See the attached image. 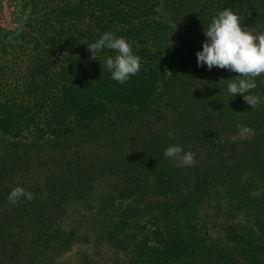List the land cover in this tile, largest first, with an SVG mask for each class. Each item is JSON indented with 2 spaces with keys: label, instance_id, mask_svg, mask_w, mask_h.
<instances>
[{
  "label": "trees",
  "instance_id": "1",
  "mask_svg": "<svg viewBox=\"0 0 264 264\" xmlns=\"http://www.w3.org/2000/svg\"><path fill=\"white\" fill-rule=\"evenodd\" d=\"M61 1L52 12L56 22L45 25V18L30 25L28 20L29 26L20 31L23 41L30 38L34 53L26 69L15 73L23 91L0 90V132H28L38 139L51 136L52 141L74 139L76 149L62 154L73 156L69 168L74 173L60 177V171L57 180L50 179L44 189L46 201L21 198L12 205L9 193L0 192V264H12L18 253L33 264H52L53 253L66 241L46 223L48 203H57L54 199L66 191L84 193L86 181L97 174L124 171L159 196L153 207L161 241L152 256L144 258L150 264H264V201L249 198L247 185H241L264 183V98L254 109L247 106L243 95L227 91L237 73L219 67L208 70L206 64L198 67L196 56L206 41L204 27L219 11L231 9L242 27L264 33L256 31L263 28L264 0H166L172 20L190 25L181 26L187 31L179 44L170 22L155 11L156 0ZM250 2L255 9L253 27L252 22L242 23L249 19ZM136 18L137 24L130 23ZM120 21L125 23L120 26ZM109 31L124 37L141 60L138 74L124 84L102 69L115 51L104 49L93 60L87 48ZM1 32L0 28L1 50L6 51ZM54 56H62L61 61ZM7 68L0 65V76L8 74ZM255 82L251 93L263 97L264 75ZM238 125L255 126L259 144L252 140L245 143L246 150L236 147L237 152L224 155L222 142L239 131ZM172 145L197 155L194 165L170 167L164 152ZM182 182L190 183L187 193L181 191ZM220 189L226 196L223 203L221 197L211 199L221 196ZM237 212L254 218L251 228L237 232L234 225L219 223ZM220 225L223 232L211 235L209 227L217 230Z\"/></svg>",
  "mask_w": 264,
  "mask_h": 264
},
{
  "label": "rangeland",
  "instance_id": "2",
  "mask_svg": "<svg viewBox=\"0 0 264 264\" xmlns=\"http://www.w3.org/2000/svg\"><path fill=\"white\" fill-rule=\"evenodd\" d=\"M57 1L61 0H2L0 2L1 35L3 36V44H6L4 46L6 51H2V46H0V65L4 64L5 67H8V74L0 76V90L14 88L23 91L22 84L15 75L26 69L29 57L34 51H31L30 38L27 37V40L23 41L20 31L29 26L28 20H30V25L44 21L45 18L48 19L46 22L48 24L45 25L56 22L52 12ZM69 1L76 3L79 0ZM165 1L156 0L155 11L162 15L164 21L167 22L168 20L170 22L176 35L174 41L179 44L178 38H181L187 31L181 26L187 28L190 25L183 20L178 22L172 20L174 18L172 7L166 5L168 2ZM198 1L202 4L209 2V0ZM24 3L28 4V9L25 11L22 9ZM261 6L264 8V3ZM249 8V14L247 15L249 19L243 20L242 23L252 22L253 27L255 9L251 2ZM259 13L261 14V12ZM24 20L25 23H23ZM82 22L85 25L87 20L85 19ZM138 22V18L130 20V23L133 24ZM78 23H81V21ZM117 23L121 26L125 22L120 21ZM68 24L66 23V25ZM260 24L263 28H257L256 31L264 29V23ZM0 40H2V37H0ZM43 51L41 49V52ZM54 58L61 61L62 56H59V58L54 56ZM249 94L254 95L253 93ZM262 96L260 100L264 98V95ZM244 103L250 106L246 102ZM248 127L254 130V135L241 137L239 131H237L225 137V142H222L225 147L224 155H231L230 151L237 152L236 147H242L243 150H246L245 143L249 145L252 140H256L254 144L258 142L257 133H259V130L252 125H248ZM75 144L74 139L52 141L51 136L38 139L36 135L28 132L16 136L0 132V192L4 191L10 194L13 188L21 186L26 191L32 192L35 197H38V202L46 201L44 189L48 187L49 180H57L60 171H63L60 177L64 173L71 176L70 171L74 173L73 167L69 168L73 166V161H69L73 156L62 154L65 151L75 150ZM197 158V155H195V162ZM168 163L172 168L191 167L183 165L179 160L169 159ZM257 173L261 174L260 172ZM129 177L128 171L119 174L112 172L97 174L94 179L86 181L88 185L84 193L75 194L73 191H66L54 199L57 203H48V207L44 210L47 213L45 215L47 217L46 223H51L53 230L58 229L63 234L60 235V238L66 241L62 248L53 253L50 263L150 264V261L145 259L152 256L154 253L153 248L157 246L158 241H161L159 234L155 233V215L157 213L153 207V203H156L154 200H157L159 196L154 194L147 183H139L137 179L133 181ZM242 184H246L250 190L248 193L249 198L264 201V183ZM180 187L181 191H184L183 193H187L191 186L190 183L182 182ZM220 190L221 196L217 194L211 199L217 200L221 197L220 203H223L226 196L222 193V189ZM177 194L179 195V193ZM161 199H164L163 196ZM217 203L212 201L211 205L214 206ZM209 210L210 206L207 211ZM209 212L211 213V211ZM223 222H225V225H234L237 232L249 229L255 223L251 215L246 216L241 212L219 220V223ZM220 230L221 232L224 230L221 229V225L220 229L217 230L212 226L209 227L211 235L218 234ZM161 231L165 233L163 225ZM64 234L67 236L65 240ZM251 234L254 235V233ZM262 238L264 239V237ZM257 240H259L258 237ZM33 263L34 260L28 262L26 258L20 257V253L16 256V261L12 262V264ZM36 264H47V260H44V263L36 262Z\"/></svg>",
  "mask_w": 264,
  "mask_h": 264
},
{
  "label": "clouds",
  "instance_id": "3",
  "mask_svg": "<svg viewBox=\"0 0 264 264\" xmlns=\"http://www.w3.org/2000/svg\"><path fill=\"white\" fill-rule=\"evenodd\" d=\"M203 31L206 41L203 50L196 53L198 67L206 64L208 70L219 67L237 73L234 82L227 86L228 93L233 96L241 94L252 109L257 107L260 97L249 93L257 87L256 78L264 75V33L254 34L242 27L240 17L231 9L219 11ZM87 48L93 60H97V55L104 49L117 53L115 57L106 58L102 69L106 67L111 78L120 84L126 83L140 71V57L133 53L131 44L124 37H117L113 32H105L96 42L88 44ZM238 129L241 137L254 135V130L248 126L238 125ZM172 135L169 132V136ZM164 156L179 160L185 166L195 163V154L185 152L182 145L168 147ZM21 198L31 202L35 196L17 186L10 192L8 201L15 205Z\"/></svg>",
  "mask_w": 264,
  "mask_h": 264
}]
</instances>
